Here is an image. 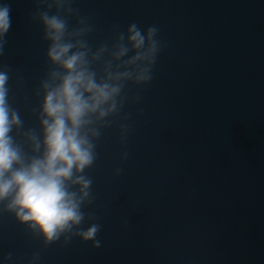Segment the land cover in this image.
I'll return each mask as SVG.
<instances>
[{
  "label": "water",
  "instance_id": "water-1",
  "mask_svg": "<svg viewBox=\"0 0 264 264\" xmlns=\"http://www.w3.org/2000/svg\"><path fill=\"white\" fill-rule=\"evenodd\" d=\"M9 135L22 164L45 151L44 97L64 69L42 17L65 22L95 80L128 71V28L156 29L150 79L123 77L116 107L81 133L93 161L83 219L46 241L0 200V264H264V0H0ZM80 195L79 184L68 182ZM97 225L94 240L80 233ZM98 242V246H96Z\"/></svg>",
  "mask_w": 264,
  "mask_h": 264
},
{
  "label": "clouds",
  "instance_id": "clouds-1",
  "mask_svg": "<svg viewBox=\"0 0 264 264\" xmlns=\"http://www.w3.org/2000/svg\"><path fill=\"white\" fill-rule=\"evenodd\" d=\"M42 20L52 41L48 56L60 64L64 75L44 97V154L25 165L9 135L12 125L19 124V119L15 113H10L5 87L8 77L0 72V200L11 197L8 207L15 210L16 216L23 222H30V227H36L46 241H52L83 219L80 202L89 194L90 181L83 176L73 179V176L74 172L79 173L92 163L93 153L81 129L89 123L90 115L98 113L103 117L115 109L114 98L120 87L107 81L132 75L137 81L149 80L148 69L138 65L151 64L158 49L155 28L149 27L142 33L132 24L128 28L127 46H120L114 54L118 59L131 53L125 61L129 70L98 82L85 67V54L71 51L74 45L64 42V20L56 15H44ZM11 23L9 5L0 3V37L8 32ZM69 181L80 185L79 196L69 190ZM97 231L98 226L93 224L80 235L85 240L95 241Z\"/></svg>",
  "mask_w": 264,
  "mask_h": 264
}]
</instances>
